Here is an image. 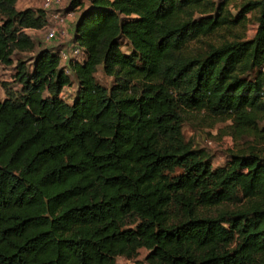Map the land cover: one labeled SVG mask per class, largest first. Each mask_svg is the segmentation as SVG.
Segmentation results:
<instances>
[{
	"label": "trees",
	"instance_id": "obj_1",
	"mask_svg": "<svg viewBox=\"0 0 264 264\" xmlns=\"http://www.w3.org/2000/svg\"><path fill=\"white\" fill-rule=\"evenodd\" d=\"M83 1L82 61L40 47L18 88L2 82L0 264H264V0ZM15 2L0 0L3 65L47 22ZM192 111L245 144L213 166L182 133Z\"/></svg>",
	"mask_w": 264,
	"mask_h": 264
},
{
	"label": "rangeland",
	"instance_id": "obj_2",
	"mask_svg": "<svg viewBox=\"0 0 264 264\" xmlns=\"http://www.w3.org/2000/svg\"><path fill=\"white\" fill-rule=\"evenodd\" d=\"M69 5L70 0H65L63 3L53 5L49 8L43 7V0H16L15 2V6L18 9L27 6L44 8L48 16L54 12L64 13V11L69 8ZM230 7L233 12L236 10L235 6L230 5ZM248 14L250 15V13ZM1 18L0 15V21ZM68 25L69 30H71V21L70 23L68 22ZM27 31L32 36L35 42V47L32 50H16L12 55L13 63L10 65L0 64V98H3L6 95V89L3 87L2 82H6L7 88H11L12 90L19 86L14 80L15 63L18 59H22L26 64H30L32 56L40 47L55 48L58 50L61 47H68L70 43V34L64 38L46 39L45 30L42 28L29 29ZM253 31L254 21L250 19L248 22L247 35L251 36ZM121 49L123 51H128L129 45L124 43L121 46ZM70 76L72 80L71 84L64 86L61 92V96L67 102H71L74 98L77 86V81L75 80L74 75L70 73ZM95 76L98 81L106 86H109L112 81V76L106 74L101 65L97 67ZM228 123H230V120L209 123L208 119L202 118V113L192 111L182 123V133L186 139L192 141L195 147L202 148L209 155L212 165L217 166L226 162L230 150L236 149L238 146L245 144V141H241L240 139L235 140L232 135L227 132ZM243 139L249 140V138ZM179 170V168H175L174 172L176 173ZM146 252L147 249L141 247L137 256L143 258ZM130 264H135L133 259H131Z\"/></svg>",
	"mask_w": 264,
	"mask_h": 264
},
{
	"label": "built area",
	"instance_id": "obj_3",
	"mask_svg": "<svg viewBox=\"0 0 264 264\" xmlns=\"http://www.w3.org/2000/svg\"><path fill=\"white\" fill-rule=\"evenodd\" d=\"M65 0H43V7L49 8L53 5H59L63 3ZM81 7L79 5L68 8L64 11V13L54 12L51 15H47V22L41 27L45 30V38L46 39H56V38H64L70 34L68 25V19L73 18L76 12ZM58 55L60 58V64H66L68 59H73L76 61H82L84 57V51L82 47L79 45L70 42L68 47H61L58 49ZM65 71L68 73V67H64ZM262 70L264 71V65L262 66Z\"/></svg>",
	"mask_w": 264,
	"mask_h": 264
},
{
	"label": "crops",
	"instance_id": "obj_4",
	"mask_svg": "<svg viewBox=\"0 0 264 264\" xmlns=\"http://www.w3.org/2000/svg\"><path fill=\"white\" fill-rule=\"evenodd\" d=\"M86 2H87L86 0L83 1L84 5L86 4ZM79 12L80 11L78 10L73 18H69L68 22L70 23V21H71V24H73L75 19H76V17L79 14ZM138 258L140 259V257H138ZM115 263L116 264H130L131 263V259L126 258L124 256H117L116 260H115ZM142 264H147V263H142Z\"/></svg>",
	"mask_w": 264,
	"mask_h": 264
}]
</instances>
